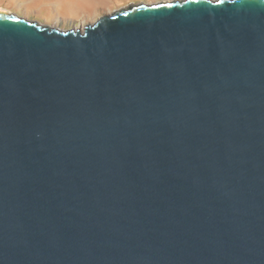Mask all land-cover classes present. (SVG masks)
<instances>
[{
    "label": "water",
    "instance_id": "95a60500",
    "mask_svg": "<svg viewBox=\"0 0 264 264\" xmlns=\"http://www.w3.org/2000/svg\"><path fill=\"white\" fill-rule=\"evenodd\" d=\"M0 264H264V0L0 11Z\"/></svg>",
    "mask_w": 264,
    "mask_h": 264
},
{
    "label": "rangeland",
    "instance_id": "374dc122",
    "mask_svg": "<svg viewBox=\"0 0 264 264\" xmlns=\"http://www.w3.org/2000/svg\"><path fill=\"white\" fill-rule=\"evenodd\" d=\"M161 0H0V8L61 29L82 28L105 13Z\"/></svg>",
    "mask_w": 264,
    "mask_h": 264
},
{
    "label": "bare ground",
    "instance_id": "6f19581e",
    "mask_svg": "<svg viewBox=\"0 0 264 264\" xmlns=\"http://www.w3.org/2000/svg\"><path fill=\"white\" fill-rule=\"evenodd\" d=\"M168 1H175V0H161V1H154V2H151V3L168 2ZM140 3H145V2H140ZM140 3H138V4H140ZM151 3H147V4H151ZM134 5H135V4H134ZM0 11L7 12V13H11L9 10L2 9V8H0ZM15 14H16V13H15Z\"/></svg>",
    "mask_w": 264,
    "mask_h": 264
},
{
    "label": "snow or ice",
    "instance_id": "6c2138e0",
    "mask_svg": "<svg viewBox=\"0 0 264 264\" xmlns=\"http://www.w3.org/2000/svg\"><path fill=\"white\" fill-rule=\"evenodd\" d=\"M221 0H217V3H220ZM154 7H171V5H154Z\"/></svg>",
    "mask_w": 264,
    "mask_h": 264
}]
</instances>
